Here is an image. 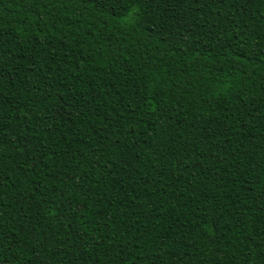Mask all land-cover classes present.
Here are the masks:
<instances>
[{"label": "trees", "instance_id": "obj_1", "mask_svg": "<svg viewBox=\"0 0 264 264\" xmlns=\"http://www.w3.org/2000/svg\"><path fill=\"white\" fill-rule=\"evenodd\" d=\"M0 264H264V0H0Z\"/></svg>", "mask_w": 264, "mask_h": 264}]
</instances>
